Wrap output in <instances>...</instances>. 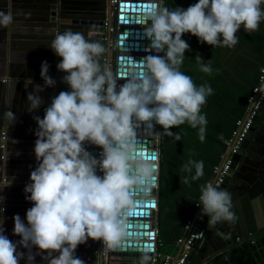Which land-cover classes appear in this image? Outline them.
I'll return each mask as SVG.
<instances>
[{"label":"clouds","instance_id":"clouds-1","mask_svg":"<svg viewBox=\"0 0 264 264\" xmlns=\"http://www.w3.org/2000/svg\"><path fill=\"white\" fill-rule=\"evenodd\" d=\"M262 3L264 0H198L186 9L173 10L153 5L142 24L150 41L147 50L156 55L138 62L139 69H130L132 75L122 84L110 69L101 67L98 58L104 50L100 44L79 32L57 33L50 48L61 58L56 67L67 73L62 82L70 91L55 95L43 118L33 117L38 166L24 189L33 206L26 211L27 223L18 214L13 217V235L21 238L18 242L4 234V221L0 222V264H20L21 260L35 264L36 256L47 264H84L75 253L89 239L109 248L122 242L134 209L133 190L151 192L158 172L157 164L141 155L145 149L138 143V130L159 136L155 129L160 126L163 135L179 141L180 134L170 129L187 122L199 128L201 141L205 138L207 120L201 108L213 89L198 87L180 71L185 52L190 50L182 36L190 33L202 44L234 47L242 26L245 32L258 30L264 20ZM12 22L11 13L0 12V26ZM195 59L201 62L202 72H212L199 55ZM48 70V63L42 62L44 86L35 85L28 93L30 113L43 103L39 93L56 86ZM4 118L7 127L16 121L12 111L5 112ZM85 144L100 148L99 156H93ZM203 168V161L189 160L182 171L195 169L190 177L194 181L203 176ZM183 183L188 184L189 177ZM199 201L197 206L202 205L201 215L209 218V224L235 222L228 191L209 183L201 187ZM150 260L144 253L137 264Z\"/></svg>","mask_w":264,"mask_h":264},{"label":"water","instance_id":"water-1","mask_svg":"<svg viewBox=\"0 0 264 264\" xmlns=\"http://www.w3.org/2000/svg\"><path fill=\"white\" fill-rule=\"evenodd\" d=\"M85 2L86 6L90 4L104 11L85 12L71 9ZM160 4L161 0H117L116 5H112L111 0H0V12L11 13L13 16V22L8 27L0 26V90L7 82L9 88L18 84L29 92L33 91L35 85L43 87L44 81L40 72L41 64L45 61L49 65L48 75L56 81L55 87H46L39 93L43 100L42 105L20 121L7 127L8 121L0 115V134L1 129H5L8 138L4 153L0 150V222L4 221L3 228L8 215L26 214L33 206L26 200L24 191L25 186L31 182V171L38 166L34 154L37 124L33 117L43 118L44 110L50 105L51 99L61 91H70L69 86L62 82L67 73L57 70L56 65L61 58L50 48L51 40L57 33L71 30L100 44L104 50L98 58L101 67L110 69L118 78L117 83L122 84L132 75L130 69H139L138 62L147 55H156L147 50L150 41L144 36L142 21L153 10V5ZM111 28L113 32H110ZM136 74L140 73L137 71ZM3 79L5 83L2 82ZM157 138V135L148 130H138V143L145 149L141 153L143 159L155 162ZM85 147L96 156L99 149L97 146L85 144ZM16 152H19L20 162L14 159L13 153ZM2 155L4 160H1ZM232 160V175L222 186V190L231 193V211L236 219L235 222L221 221L215 225L209 224V218L204 221L207 234L196 245V252L194 251L204 264H213L219 258L228 260L233 246L255 233L249 231L245 220L247 215L253 219L256 200L263 213L264 153L261 154L251 146L248 153L243 156L237 154ZM157 180L156 174L154 187ZM154 187L147 194L133 190L134 209L129 218L127 235L115 247H107L105 257L102 256V245L90 240L79 245L75 255L84 264H137L139 257L147 253L151 257L149 264H153V208L157 201ZM197 218L198 215L193 221ZM5 235L13 242L21 239L19 236ZM18 251L27 252V249L18 247ZM20 264H26V261L21 260ZM35 264L47 262L36 256Z\"/></svg>","mask_w":264,"mask_h":264},{"label":"crops","instance_id":"crops-1","mask_svg":"<svg viewBox=\"0 0 264 264\" xmlns=\"http://www.w3.org/2000/svg\"><path fill=\"white\" fill-rule=\"evenodd\" d=\"M197 2L198 0H161L160 6L168 7L169 10L176 7L186 9ZM86 5L85 2L71 9L76 8L74 10L85 12L104 11L102 8L96 9L93 5ZM261 8L264 10V3ZM236 35L238 43L231 48L202 44L190 33L182 36L190 45V50L185 52L180 71L190 76L198 87L207 85L213 92L201 108V114L205 115L207 120L203 141L199 138V128L194 129L187 122L170 129L173 133L180 134L179 141L163 135V129L159 128L160 165L156 191L157 212L154 213L153 225L158 231L156 238L158 251L174 258L178 253L175 243L185 236V222L193 220L196 216L193 206L201 193V187L212 178L213 168L221 162L225 153L224 141L234 130L236 121L246 116L247 97L256 85L259 68L264 64V20L261 21L258 30L249 33L245 32L242 26ZM197 55L202 58L203 63L210 64L212 68L210 74L200 70L201 62L195 59ZM28 93L30 92L18 84L12 88H9L8 82L4 84L0 90V115L4 117L5 112L12 111L16 121L28 115ZM1 132L6 133V130L1 129ZM243 146L246 148H242L239 153L242 156L249 152L251 146L258 149L261 154L264 153V104L255 121L254 130L249 133ZM13 154L15 161L20 162L19 152ZM189 160L203 161L204 164L203 176L194 181L190 177L195 175V169L192 173L182 171L183 165ZM186 176L189 177L188 184L183 183ZM262 207L263 213L256 200L253 219L249 215L246 216L245 221L250 232L264 230V200ZM14 216L15 214L8 215L5 219L4 234L16 236L13 235ZM19 216L27 223L26 214ZM207 218L206 216L202 220L203 224ZM249 237L248 235L247 239ZM195 252L191 255L189 264H204Z\"/></svg>","mask_w":264,"mask_h":264},{"label":"built area","instance_id":"built-area-1","mask_svg":"<svg viewBox=\"0 0 264 264\" xmlns=\"http://www.w3.org/2000/svg\"><path fill=\"white\" fill-rule=\"evenodd\" d=\"M117 0H111L112 5H116ZM106 27V23H105ZM110 32H113V28L110 29ZM161 55V53H159ZM5 83V79L2 80ZM247 112L244 118H241L236 121L235 128L231 132L230 136L224 141L225 153L221 158V162L213 168L212 178L205 183V186L209 183L213 184V186L217 187L218 190H222V186L227 183L228 179L232 175L231 165L232 158L239 154L242 150V147L249 135L251 133L255 121L258 118L259 112L264 104V64L259 68L256 85L251 89L250 94L247 97ZM157 132H159L160 126H156ZM6 133L1 132L0 138V150L2 153L5 151V142H6ZM156 152L157 158L155 163L158 166L160 165V138L158 136L156 143ZM101 149L99 148L96 151V157L99 156ZM1 160H4V155L1 156ZM99 173V172H98ZM101 174V173H99ZM158 178V172H157ZM158 184L154 187L155 193L157 191ZM201 193L197 196L194 202V212L195 215H198L196 221L189 219L185 222L184 231L185 236L179 238L175 246L177 247L179 253L177 259L170 255H166L158 251V242L156 241L158 231L156 228H153L154 233V255L152 258L153 264H189L190 258L193 252L195 251L196 245L204 239L207 234V229L203 224V219L206 217L201 215V208L197 206L200 203L199 197ZM157 200V197H156ZM157 212V201L156 206L153 208V213ZM92 243H100L102 245V256L105 257L108 250L107 246H105L101 241H93L89 239Z\"/></svg>","mask_w":264,"mask_h":264},{"label":"trees","instance_id":"trees-1","mask_svg":"<svg viewBox=\"0 0 264 264\" xmlns=\"http://www.w3.org/2000/svg\"><path fill=\"white\" fill-rule=\"evenodd\" d=\"M214 264H264V230L235 244L228 260L219 258Z\"/></svg>","mask_w":264,"mask_h":264},{"label":"flooded vegetation","instance_id":"flooded-vegetation-1","mask_svg":"<svg viewBox=\"0 0 264 264\" xmlns=\"http://www.w3.org/2000/svg\"><path fill=\"white\" fill-rule=\"evenodd\" d=\"M259 116V115H258ZM253 130H254V127H253V129H252V131L251 132H253Z\"/></svg>","mask_w":264,"mask_h":264},{"label":"snow or ice","instance_id":"snow-or-ice-1","mask_svg":"<svg viewBox=\"0 0 264 264\" xmlns=\"http://www.w3.org/2000/svg\"><path fill=\"white\" fill-rule=\"evenodd\" d=\"M126 22H127V19H126Z\"/></svg>","mask_w":264,"mask_h":264}]
</instances>
